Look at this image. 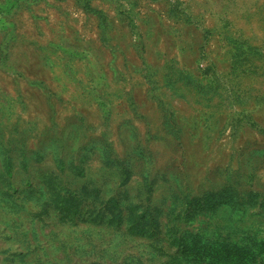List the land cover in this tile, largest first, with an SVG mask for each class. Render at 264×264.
I'll list each match as a JSON object with an SVG mask.
<instances>
[{
	"label": "rangeland",
	"instance_id": "374dc122",
	"mask_svg": "<svg viewBox=\"0 0 264 264\" xmlns=\"http://www.w3.org/2000/svg\"><path fill=\"white\" fill-rule=\"evenodd\" d=\"M0 264H264V0H0Z\"/></svg>",
	"mask_w": 264,
	"mask_h": 264
}]
</instances>
